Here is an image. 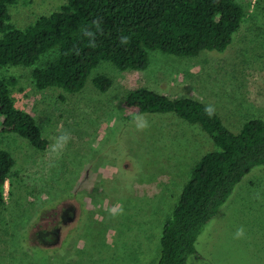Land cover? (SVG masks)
<instances>
[{"label":"rangeland","instance_id":"obj_1","mask_svg":"<svg viewBox=\"0 0 264 264\" xmlns=\"http://www.w3.org/2000/svg\"><path fill=\"white\" fill-rule=\"evenodd\" d=\"M66 1L19 0L9 7L11 22L25 28ZM238 1L247 16L224 52L180 57L154 50L142 71L101 61L77 93L38 89L33 67L2 71L17 79L15 103L36 119L49 145L40 150L3 132L0 115V148L16 161L0 211V264L157 263L163 227L194 168L220 147L201 124L174 113H144L149 127L138 131L137 110L125 99L139 86L172 99L192 97L214 106L234 133L264 120V0ZM98 74L112 78L107 92L94 85ZM64 133L71 140L57 158L50 146ZM240 227L245 235L237 239ZM196 246L188 264H264V165L241 180Z\"/></svg>","mask_w":264,"mask_h":264},{"label":"trees","instance_id":"obj_2","mask_svg":"<svg viewBox=\"0 0 264 264\" xmlns=\"http://www.w3.org/2000/svg\"><path fill=\"white\" fill-rule=\"evenodd\" d=\"M18 1L0 0L2 131L19 134L40 150H46L49 142L36 119L17 107L12 93L17 79L4 76V69L33 67L38 89L60 87L77 93L101 61L123 72L142 71L148 68L154 50L180 57L224 52L247 16L238 0H67L60 9L18 28L9 12ZM51 52L55 57L38 66ZM93 83L107 92L113 80L98 74ZM125 105L138 114L174 113L191 124H201L220 147L196 165L163 227L156 264H188L190 256L198 255L199 236L236 186L255 167L264 165V120L252 119L234 133L216 111L212 117L206 115L207 105L202 101L172 99L149 86L129 91ZM15 164L12 154L0 148V211L7 204L6 183H11Z\"/></svg>","mask_w":264,"mask_h":264},{"label":"clouds","instance_id":"obj_3","mask_svg":"<svg viewBox=\"0 0 264 264\" xmlns=\"http://www.w3.org/2000/svg\"><path fill=\"white\" fill-rule=\"evenodd\" d=\"M88 35H92V34L88 33ZM122 42H126V38ZM204 112L209 117H212L215 114V108L212 105H208L205 107ZM132 123L138 131H143L149 127V122L143 114L136 115L133 118ZM70 140H71V136L67 133L57 136L55 138L54 143L50 146V152L55 157L58 158L63 153V151L65 150ZM110 211H113V210H110ZM244 235H245V229L243 227H240L236 230L235 238L239 239V238L244 237Z\"/></svg>","mask_w":264,"mask_h":264}]
</instances>
